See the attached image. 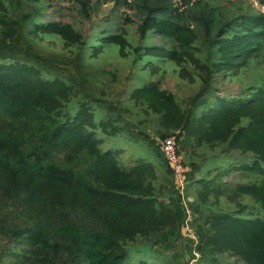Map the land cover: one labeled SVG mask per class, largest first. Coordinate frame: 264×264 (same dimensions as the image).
<instances>
[{
  "label": "trees",
  "instance_id": "obj_1",
  "mask_svg": "<svg viewBox=\"0 0 264 264\" xmlns=\"http://www.w3.org/2000/svg\"><path fill=\"white\" fill-rule=\"evenodd\" d=\"M253 1L264 7V0ZM100 3L76 0L78 21L70 24L44 21L39 0H0V241H6L0 264L1 258L6 264L189 263L178 244L187 216L183 198L155 141L57 67L82 61L88 50L98 57L106 47L121 58L136 55L151 69L166 63L199 87L186 104L159 81L135 88L131 97L159 116L158 136H174L189 156L208 146L222 157L243 158L198 178L200 165H191L193 251L207 264H224L218 255L230 257L226 264H264V84L234 96L214 86L253 62L264 64V12L230 13L202 0L179 6L129 0L141 20L140 38L153 33L172 44L133 48L127 31L103 30L92 39L79 30ZM36 48L58 53L57 61ZM104 137L142 143L152 156L123 166L118 150L102 147ZM232 171L251 179L221 184Z\"/></svg>",
  "mask_w": 264,
  "mask_h": 264
},
{
  "label": "rangeland",
  "instance_id": "obj_2",
  "mask_svg": "<svg viewBox=\"0 0 264 264\" xmlns=\"http://www.w3.org/2000/svg\"><path fill=\"white\" fill-rule=\"evenodd\" d=\"M42 7V12L37 13L43 20H53L60 23H76V0H39ZM95 3L96 0H90ZM102 3L98 6L96 14L92 15L90 21L82 22L78 28L83 35L88 38L95 39L103 30L107 34H120L121 31H127V40L133 48H142L146 46H165L170 47L172 44L166 39L149 33L145 39H141L138 34V26L140 18L131 10L126 4L129 0H124L126 4H117L115 0H100ZM123 1V0H121ZM120 1V2H121ZM172 3L179 6L181 0H170ZM211 6L220 7L228 10L230 13L248 12H264V7H260L253 0H202ZM49 47V46H48ZM47 47V48H48ZM204 50V49H203ZM205 51V50H204ZM37 54L48 60L51 64L57 61L53 50L39 51L36 48ZM260 62V61H259ZM66 66H57L60 70H64L67 74L79 79L86 85H89L92 90V95L102 98L110 102L120 116L127 122L137 124L140 129L146 132L154 141L156 146H160L162 138L157 134L159 116L153 113L150 109H146L142 102H138L131 97V92L142 85L159 81L162 90L173 93L181 104H186L187 100L193 96L199 89L198 86L189 85L186 81L181 80L175 73V69L166 63L159 64V69H151L149 66H144L143 61L137 59L136 55H129L121 58L117 52L111 47H106L103 52L96 57L92 50H88L82 61L80 60H66ZM80 66V68H75ZM251 84H264V64L253 62L249 67L244 68L232 79L215 84L216 89L220 90L221 95H239L240 92ZM104 111L98 110L97 116H103ZM178 134V132H176ZM176 139V138H175ZM182 140V138L180 139ZM176 145L179 150V155L182 164L185 166L186 179L192 169V164H199L201 171L197 173L198 176H204L205 171L210 168L219 167L220 170L227 168L228 162L239 163L242 157L239 155H232L225 157L219 155L218 148H211L205 146L190 155V151L182 149L181 144L176 139ZM104 149L118 150L119 162L123 166L132 164L136 156L149 158L152 152L144 147L141 143H128L119 138L110 139L104 137ZM186 151V152H185ZM186 153L188 155H186ZM62 155L60 156V158ZM213 171L211 174L214 175ZM164 176H161L160 184L163 182ZM169 180L173 183V174L168 175ZM219 180L221 184L236 185L239 183H246L251 178L241 176L239 171H232L229 175H223ZM183 196L184 208L186 207L187 216L184 221V227L179 233L178 244L180 250L188 264H207L206 258L200 256L196 251H193V244L197 238L195 235V227L193 221L195 216L192 213L191 207L188 203L194 204L196 195V186H189L188 181L185 185ZM251 203V202H248ZM250 204L249 206H253ZM227 202L221 200V207H226ZM6 241H0V256L5 250ZM9 249L14 248L12 243L8 244ZM221 262H231L229 256L218 255ZM10 260V259H9ZM8 258H1L2 264H6Z\"/></svg>",
  "mask_w": 264,
  "mask_h": 264
},
{
  "label": "built area",
  "instance_id": "obj_3",
  "mask_svg": "<svg viewBox=\"0 0 264 264\" xmlns=\"http://www.w3.org/2000/svg\"><path fill=\"white\" fill-rule=\"evenodd\" d=\"M159 149L173 174L174 185L178 193L183 198V205L185 197L183 196L186 185V168L182 164L180 155L178 153V147L176 145V139L174 136L166 137L162 140ZM186 209V207H185ZM187 212V211H186ZM188 213V212H187Z\"/></svg>",
  "mask_w": 264,
  "mask_h": 264
}]
</instances>
